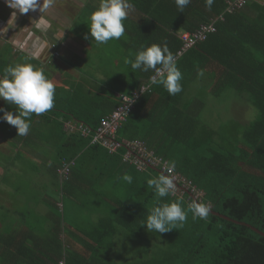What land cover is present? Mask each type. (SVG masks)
Wrapping results in <instances>:
<instances>
[{
  "label": "trees",
  "instance_id": "16d2710c",
  "mask_svg": "<svg viewBox=\"0 0 264 264\" xmlns=\"http://www.w3.org/2000/svg\"><path fill=\"white\" fill-rule=\"evenodd\" d=\"M228 1L213 0L209 9L205 0H191L181 13L174 0H131L134 10L123 22L125 34L106 45L117 58L116 72L106 73L107 78L95 81L93 88L86 75L75 94L55 89L54 107L32 119L24 142L26 147L41 148L37 151L42 157L46 154L47 166L40 169L53 191L49 200L39 202L48 209L47 222L43 227L41 220L32 223L29 213H20L26 225L1 238L0 259L15 261L11 264H264V237L252 229L264 233V5L254 0L230 14ZM98 6L99 0H88L83 19L74 21L76 29L86 30L85 36L90 33L89 16ZM249 11L257 19L249 20ZM212 22L217 31L179 56L180 35ZM152 44L166 45L176 57L183 90L175 96L150 82L153 70L133 72L125 63ZM200 70L217 79L221 88L245 95L258 110L257 119L246 126L230 121L221 129L203 122L202 96L183 102L190 88L192 92L197 88ZM143 87L147 90L117 140L142 142L155 156L174 161L175 172L202 197L195 200L189 189L181 196L160 198L147 185L163 173L160 168L141 171L123 161L124 146L113 154L92 143L101 121L122 104L121 96L131 97ZM37 119L60 134L53 153H43L55 142L54 135L40 132ZM68 123L74 124L73 130L65 129ZM63 161L70 167L65 181L58 172ZM125 174L133 177L131 184L122 180ZM165 202L180 203L186 211L191 203L202 202L212 211L206 219H193L187 211L186 222L172 231L149 232L147 216ZM35 226L43 228L37 233ZM136 239L148 245L138 259L115 260L117 243Z\"/></svg>",
  "mask_w": 264,
  "mask_h": 264
},
{
  "label": "crops",
  "instance_id": "0c3cea01",
  "mask_svg": "<svg viewBox=\"0 0 264 264\" xmlns=\"http://www.w3.org/2000/svg\"><path fill=\"white\" fill-rule=\"evenodd\" d=\"M1 1L2 0H0V2ZM256 3L263 6L264 0H257ZM1 4L3 5V7H5V9L9 8L6 2H1ZM1 9L2 8H0V10ZM13 12L14 10L11 12V14H5V16L2 17L0 16V28L2 27L3 30V32H0V41L3 42L2 44L0 43V65L2 69H5L9 65H15L16 63H22L25 61L31 63L37 68H42L44 70L45 75L54 83L55 89L60 90L61 94H75L80 86L79 82L81 81V78H86V75L91 76L90 86L92 87L95 85V81L100 82L102 79H106V73L108 75H111L112 73L116 72L115 68H118L119 66H115V60L117 58L116 56L111 55L112 52L108 51L107 47L105 50V46L107 44L98 45L93 40V43L91 42L90 47L87 42L88 40L85 39L86 30L81 31L79 29H76L74 27V21L70 20V26L67 27L66 30H64V27L59 26L58 22L57 24L52 23L49 20L50 18L46 16H44V19L47 22L44 24H40L38 20L40 19L42 14L33 19L29 17L33 14L28 12L24 13V16L19 17L20 20L18 19V21H22V24H24L23 26L25 27L21 28V32L16 33V31L20 29L13 24L17 22L16 18H18L17 14L16 16H12ZM248 16L249 20L251 21L257 19V15L253 11H249ZM28 19H31L33 21H28ZM49 32L52 34H50ZM70 32L75 35L76 40H74L69 35L71 34ZM21 33H24L25 36H19ZM56 33H58V35L60 34V36L57 37L55 35ZM61 34L63 35L61 36ZM47 36H51V38L49 40H46L45 38ZM82 42L87 43L86 46H88V48L80 51L78 46L82 47ZM52 45L54 46L52 47ZM84 47L85 46H83L82 48ZM59 50L65 55V57H67V59L61 58ZM89 51H91V59L92 56H95L96 58L95 61L91 63V71L86 68L83 69V65L79 63V60L87 59ZM56 57L59 60H57ZM49 65L53 66V71L47 69ZM192 93L193 92L190 88V91L185 94L183 100L184 103H186V99L188 102L191 101ZM0 108H5L7 111L13 112L14 115L18 114L16 112V106L9 105L3 100H0ZM0 116H3V112H0ZM33 118H35V114L32 115L31 121ZM41 120L42 119H37L35 126L39 127L40 132L43 129L44 133H46L47 135H51V137L54 135L53 141H55L52 142L51 145L47 146L48 148L44 152H42L45 153L46 151H49V153H53L54 150L52 147L56 146L60 134L56 131L51 132L49 130L50 128L46 129V127H44V121ZM4 126L7 128H4ZM65 129L70 131L73 130L74 124H66ZM26 136H18V132L15 126L9 125L8 123L4 124V122L0 120V154L5 153L7 154V156H13L11 158L7 157L8 159H14L13 161H8V163L6 164L0 158V240L1 238L6 237V235L9 236V233L13 230H16V228L22 226L24 227L26 225L27 220H25L24 218V220L21 219L22 214L14 216V214L18 213L17 209H19L21 213H29L28 215L30 217L38 215L34 213L30 208L23 211L22 207H28L30 206V204L24 203L25 200H23L22 203H19L18 201L22 199V196L26 192L23 195L14 192L13 190H11L12 184H8L7 180L5 179L6 175L10 174L11 170L17 169V164L20 161L24 160L30 167H35L38 169V172L34 176L32 182L28 184L26 183L36 193V201L39 200L44 202L45 200H49L51 191H53V187H51L49 189L50 194H48V197V195L45 193L46 191L44 192L41 189L44 188L46 190V185L50 182L48 175L40 169L43 166H45V168L47 166L45 162H43L46 154H43L42 157L39 154L41 148L35 147L34 145H32V147H26L24 142ZM12 139L14 140L11 141ZM8 143H10L11 146L7 149V146H9ZM22 152H25L24 155H22ZM50 163L52 162L50 161ZM62 163L64 164L66 162L63 161ZM24 174L26 179L30 178L29 176H27L26 171L24 172ZM33 195L34 193L30 194V199H32ZM27 199H29V197ZM13 201H16V203H14ZM12 209H15L16 211H13ZM35 218V222L40 220V218L38 217ZM34 230L37 233L38 231H40L37 226H35ZM8 262L15 261L0 259V264H11Z\"/></svg>",
  "mask_w": 264,
  "mask_h": 264
},
{
  "label": "clouds",
  "instance_id": "9594fccd",
  "mask_svg": "<svg viewBox=\"0 0 264 264\" xmlns=\"http://www.w3.org/2000/svg\"><path fill=\"white\" fill-rule=\"evenodd\" d=\"M5 2L9 8L18 10L22 14L37 9L43 14L53 5L54 0H5ZM174 2L182 13L191 0H174ZM212 3L213 0H205L209 9ZM133 10L134 5L131 0H99L98 8L89 16L88 28L94 42L102 45L110 40H119L125 34L123 22ZM13 16H16L15 12ZM38 22L44 24L47 21L42 15ZM88 38L86 35L85 39ZM125 63L131 66L133 72L140 70L146 73L153 70L154 75L151 76L150 82L162 85L170 96H175L183 90L181 84L183 74L177 67L175 55L166 45L152 44L150 47H142L135 54L134 60L126 58ZM203 74V70L198 73L199 76ZM54 98V83L45 75L42 68H37L31 63L25 61L9 65L0 76V100L16 106L18 113L14 115L13 112L0 108V112H3L0 120L15 126L18 136H26L29 133L33 114L39 116L54 107ZM175 166L174 161L166 162L165 172L147 181L148 187L154 190L156 196L164 198L174 194L176 184L170 174ZM122 180L131 184L133 177L125 174ZM187 211L192 212L193 219H206L212 211V206L193 202ZM187 211L177 202L160 203L152 208L146 218L145 226L149 232H170L186 222Z\"/></svg>",
  "mask_w": 264,
  "mask_h": 264
},
{
  "label": "rangeland",
  "instance_id": "374dc122",
  "mask_svg": "<svg viewBox=\"0 0 264 264\" xmlns=\"http://www.w3.org/2000/svg\"><path fill=\"white\" fill-rule=\"evenodd\" d=\"M2 3L5 1H1ZM0 2V16H5V14H11V12L14 9L3 7V5ZM88 3V0H54L53 5L47 9L43 14L39 11V9L35 11L30 10L29 13H32L33 15L29 16L31 18H35L39 15L50 18L49 20L52 23H59V26L64 27V30L67 29V27L70 26V20L76 21V23L80 19H83L84 13H85V4ZM5 4V3H4ZM5 12V13H3ZM14 12L17 14L18 18H16L15 23H13L16 27H18L20 30H17L16 33L21 32V28H24V24H22V21L19 17L24 16V13H20L18 10H14ZM36 15V16H34ZM13 16V15H12ZM28 21H33L31 19H28ZM7 24V23H6ZM5 24V26H6ZM90 24V21L88 22L87 28ZM4 27V26H3ZM55 29V28H54ZM89 29V28H88ZM0 32H3L2 27L0 28ZM50 33V32H49ZM48 33V34H49ZM60 33V32H59ZM65 33V32H64ZM71 33V32H70ZM52 34V33H50ZM57 37L60 36L58 33L55 34ZM63 34H61L62 36ZM74 40H76V37L73 33L69 34ZM19 36L24 37V33H21ZM88 44L91 47V36L90 33L88 35ZM50 37H46V40H49ZM2 44L3 42L0 41ZM87 43L82 42L81 45L85 46L84 48L79 47V50L82 51L84 49H87L88 46H86ZM54 45H52L53 47ZM106 47V46H105ZM79 51V53H80ZM61 58L67 59L63 53L60 52ZM84 56V55H82ZM57 58V57H56ZM95 56H92L91 59V51L88 52L87 59L79 60V63L82 64L83 69H89L91 71V63L95 61ZM57 60H59L57 58ZM94 66V64H93ZM48 70L53 71V66L49 65L47 67ZM118 72V71H117ZM91 73V72H89ZM215 78H212L211 75H209L207 72H204L203 76L199 79V81H196V87L194 89V93H192L193 96H202L203 100L205 101L206 107L203 113L201 114V120L205 123H207L212 128L221 129V126L227 125L230 121L237 122L238 124L242 126H246L250 124L252 121L256 120L259 116L258 110L249 103L247 97L239 92H237L234 89L230 88H221L222 85H216V81H214ZM4 124H7L6 121H3ZM7 126V125H6ZM8 127V126H7ZM4 126V128H7ZM5 130V129H4ZM12 138V137H11ZM12 139L11 141H13ZM9 146H7V149L11 146L10 143H8ZM25 152H22V155H24ZM7 157H13V156H7V154H0V158L3 162L6 164L8 161H13L14 159H8ZM27 172V176L30 178L26 179L24 176V172ZM37 168L30 167L26 164V161L22 160L17 164L16 170H11L10 174L6 175L5 179L7 180L8 184H12L11 190L14 192H17L22 196V199L18 201L19 203H22L23 200L24 203L30 204L28 207H22L23 211L25 209L30 208L34 213L38 214L36 216H39L41 220V225L43 226L46 224L47 220H45V215L48 213V209H46L45 204L40 203L39 200L36 201V193L33 189H31L27 184L32 182L34 179V176L37 174ZM14 176V177H13ZM27 183V184H26ZM52 182H49L46 185V190L44 188H41L47 195L50 194V188ZM32 187V186H31ZM39 191V190H35ZM23 192V193H20ZM34 193L32 196V199H30V194ZM198 196H203L202 193L198 192ZM29 197V199H27ZM200 197V198H201ZM1 202V201H0ZM16 203V201H13ZM13 211H16L15 209H12ZM16 214L14 216H18L21 211L17 209ZM31 222L34 223L36 218L35 216L31 217ZM43 227H40L42 229ZM39 229V228H38ZM42 233V232H40ZM148 247L147 244H143L140 240H122L120 243H117V247L115 249V252L113 253V256L115 260L118 262H132L135 259H138V254L145 250Z\"/></svg>",
  "mask_w": 264,
  "mask_h": 264
},
{
  "label": "built area",
  "instance_id": "2783aa9c",
  "mask_svg": "<svg viewBox=\"0 0 264 264\" xmlns=\"http://www.w3.org/2000/svg\"><path fill=\"white\" fill-rule=\"evenodd\" d=\"M254 0H229L227 2V12L230 14L235 13L238 10L246 7L250 2ZM219 19L223 20L222 17ZM215 21H218L215 20ZM217 31L215 27V22L210 23L209 25H203L199 30L194 33H183L180 35V39L183 43V47L179 52V56L188 51L189 49L195 47L197 44H200L207 40L208 36ZM147 90V87H143L140 91L134 93L131 97L122 95L121 101L122 104L116 108V110L105 119L101 121L100 127L98 128L96 134L93 136L92 143L99 144L105 148L110 153L118 152L119 148L124 146L127 149V153L124 155L123 161L132 163L138 167L139 170L143 171L147 168H160L161 171L165 172L166 160L163 158L157 157L152 151H149L144 143L139 141H118L117 134L123 123H125L129 113L134 108L137 100L141 95ZM84 134L89 133L88 129H83ZM61 179L63 181L68 179L70 172L69 164L64 163L62 167L58 170ZM173 176L176 188L174 194L183 195L185 192L191 190V193L196 200L198 196V190L192 188L191 183L186 181L185 178L180 176L175 172V169L170 174ZM181 184V187L179 185ZM60 264H65L64 261H61Z\"/></svg>",
  "mask_w": 264,
  "mask_h": 264
},
{
  "label": "water",
  "instance_id": "95a60500",
  "mask_svg": "<svg viewBox=\"0 0 264 264\" xmlns=\"http://www.w3.org/2000/svg\"><path fill=\"white\" fill-rule=\"evenodd\" d=\"M223 218H225V219H227V220H230L229 218H227V217H223ZM237 224H238V222H236ZM255 232H257L258 234H260L261 236H263L264 237V233H262V232H260L259 230H257V229H255V228H252Z\"/></svg>",
  "mask_w": 264,
  "mask_h": 264
}]
</instances>
